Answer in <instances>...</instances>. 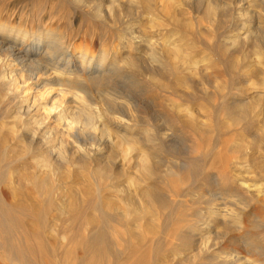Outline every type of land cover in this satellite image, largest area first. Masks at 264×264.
Listing matches in <instances>:
<instances>
[{
	"label": "rangeland",
	"instance_id": "rangeland-1",
	"mask_svg": "<svg viewBox=\"0 0 264 264\" xmlns=\"http://www.w3.org/2000/svg\"><path fill=\"white\" fill-rule=\"evenodd\" d=\"M103 1L0 0V30L19 27L36 36L54 31L69 51L82 48L96 58L104 53L108 61L129 54L143 71L160 73L157 82L114 77L117 83L91 91L95 102L113 112L135 109L147 116L153 125L138 126L136 138L169 144L132 146L129 151L128 146H59L58 131L52 137L57 148L65 147L67 158L54 170L41 166L38 153L46 146H28L23 134L14 135L21 124L12 117L19 101L7 97L0 80V203L6 208L36 204L39 210L30 219L44 223L38 235L49 247L26 259L39 264H230L232 255L242 252L263 261L246 245L253 240H242L257 235L252 245L264 254V193L240 186L246 178L264 188V101L254 92L264 72L257 76L255 68L246 67L243 58L254 57L253 43H231L232 37H244L246 21H240L243 27L240 19L225 14L230 8L225 4L217 9L218 17L205 14L206 0H157L155 6L160 4L151 12L122 0L114 2L113 15L102 16L104 2H111ZM174 43L195 67L166 53L163 47ZM150 47L160 53L159 59L167 55L151 63ZM72 95L68 93L70 99ZM100 133L90 129L87 136L97 139ZM146 184L158 189L157 199L140 194L139 187ZM234 214L239 229L233 225ZM14 222L16 218L12 234L1 235L0 264H26L9 251L22 244L17 238L23 232ZM76 255L87 258L79 263Z\"/></svg>",
	"mask_w": 264,
	"mask_h": 264
},
{
	"label": "bare ground",
	"instance_id": "bare-ground-1",
	"mask_svg": "<svg viewBox=\"0 0 264 264\" xmlns=\"http://www.w3.org/2000/svg\"><path fill=\"white\" fill-rule=\"evenodd\" d=\"M108 1L111 2H104V5L107 4V10H103V8L99 10L100 15L104 14L102 16H105V14L113 15L114 2H117L118 4L122 0ZM126 1L130 4H142V7L144 8L143 10L145 12L146 10H149L150 12L156 10L154 9V6L157 0ZM186 1V3L189 2L188 4H190L191 0ZM206 1L205 4L203 3V5L206 6L205 14L209 15L211 13H214L216 16L218 14L217 9L220 7V5L223 6L225 4L230 7L228 8L226 6L230 12H228L227 9V12L229 14L227 12L225 14L230 15V18L232 17L238 20L240 19V24L242 21H246L242 22V24L245 23L244 26L246 30V32H243L245 34H243L244 37H242V35L239 37H237L238 35L236 37H232L231 43L233 46L239 43V41L241 40H244V42L246 43H253L251 47L254 52V57L252 59H248L246 56H244L243 59L247 60L246 67L255 68V75L257 74V76H261L264 72L262 71L264 70V0H246L248 4L246 5V7L242 6L243 3L239 4V0L238 2L237 0ZM157 4L155 6L156 8ZM255 8H259L262 12H260L259 9L256 10ZM225 11L226 10H224V12ZM220 12L221 15L222 13H224L222 11ZM221 15L219 14V18L221 17ZM227 15L224 17L229 18V16ZM215 16L213 17L216 18ZM237 23L235 21L236 26ZM242 24L240 26H243ZM49 32L50 31H48V33L46 34L47 36H36L33 34L29 35L28 32H25L22 28L19 27L17 29L14 28L0 30V56H2V58H0V80H2L4 85L7 86V97L10 98L11 101H14L15 99L19 101V105L17 106V109H15L16 111L12 112L14 114V116L12 117L16 118V121L18 119L21 124L19 125V127L14 125L13 127H16L12 130V132L15 136L17 135V133H20V135L23 134V141H25L28 146H46L45 150H41L38 153L42 156L41 166H48L50 169L52 168L54 170V168H58L61 162L67 158L66 150H64L65 147L63 149L61 147L57 148L55 145V138L53 140L52 133L54 134V132H57L58 134V131H62L61 135L58 134L61 136L59 140V146H128V148H125V150L129 151L132 150V146H167V144H169V142L167 143V141L165 142L161 139L140 140L136 138L133 134L139 130L138 126L145 122L148 125H153L151 124L147 116L138 113L139 110L135 111V109H132L133 111H128V114H118L116 112H113L112 109H110L109 106H107L106 104H100L101 102L99 99L94 98L99 100V104L95 102L93 100V91H91L92 87L98 88L100 86H103L104 88V86L108 83H117L114 81V77H121L127 80L131 79L132 77L131 83H141V76H143L142 78L145 77L147 81L157 82V80L160 81V73H157L154 70L147 72L143 71L140 65H138L137 61L129 54H126L120 61H117L115 58L114 60L108 61L107 55L104 53L101 54L99 58H96L94 57V53L93 56H89L87 52L82 48L69 51L67 47H64L63 39L57 32ZM259 36H261V38L263 39H260ZM172 47H163V49L167 50L166 53L168 55H170L169 53H172L173 55L179 58V56L181 55V49H179L180 47L176 44ZM148 53V57H150L151 63L153 62V60L155 62L156 60H158L159 62L162 58L167 55L162 54L160 57L161 59H159L158 54L160 53H156L154 47H150ZM185 56H180V58L183 59L182 61H184L185 63H191L192 60L188 61L190 59H188L187 57L186 61ZM192 63H194V61ZM194 64H196V62ZM132 72L135 73L133 74ZM258 84H260V86H258V88H256L254 92L258 94V98L260 99V101H264V81H262V83L259 82ZM97 88L95 89L98 90ZM68 93H73L74 96L72 95V99L68 97ZM3 103L4 100H0V107ZM171 107L173 109V113L174 111L177 112V106L171 105ZM96 119H98L99 122L101 121L100 123H102V128L96 125ZM151 119L155 122L154 126H157V120L154 118V116ZM79 123L82 127L79 126ZM110 123L112 126L110 125ZM90 129H99L101 131L100 136L97 139L87 136ZM0 146H3L1 141ZM74 154H76V152H74ZM70 155L71 159H73V152L69 153V158ZM143 157L145 161L148 160L147 155H144ZM96 170H99L101 172L104 171L103 173L105 174L109 173L105 169L96 168ZM240 186L245 188V190L248 189V191L254 190L257 195L264 193V188H261L262 183L258 186L255 184H250L249 180L246 181V178L245 180L241 179ZM139 189L140 194L142 196L145 195L149 199L151 197H153L154 199H157L159 197V192L157 191L158 189L153 185L146 184L142 187H139ZM34 210H39L36 204H31L29 208L28 206L24 207L23 205H20V203H15L14 207L9 206V208H6L3 204L0 203V239L1 235H3L2 238H4L5 231L9 234H12L14 230V227L12 226V221L14 220V218H16V222H14L15 228H17L18 226L19 229L23 232L19 236V238H17V241H22V244L16 249H12L14 246H10L12 248L9 249V251L12 252L14 255H17L18 258H21L22 263L24 261L26 262V264H39L35 259V261H28L26 257L29 256V254L34 255L36 252L49 251V247L44 243V240H42L40 235H38V231L43 229L44 223H35L32 222L30 219ZM234 215L235 216H233V225H235L234 227L238 226L239 229V224H241L240 219L236 214ZM221 216L223 215L221 214ZM257 239V235L254 234H248L246 235V237L242 238L243 243L245 244L249 241L252 242V240V244H255V240ZM252 244L247 243L246 245L251 246L252 251H254L257 256H264V254L262 255L263 250L261 251L259 246L256 247L257 245L254 246ZM106 247L108 246L106 245ZM241 253L236 252L234 255H232V260L230 261V264H264V260L261 261V259H254L253 261L250 255L248 256L246 254L242 256L243 254ZM94 254L97 257L100 256V251L98 250V248L95 250ZM255 256L253 254V257ZM86 258L87 257H82L78 255L75 256V259L79 263L84 262V259Z\"/></svg>",
	"mask_w": 264,
	"mask_h": 264
}]
</instances>
